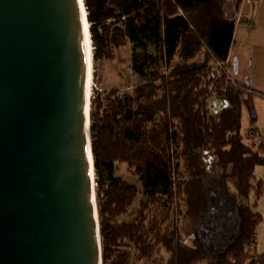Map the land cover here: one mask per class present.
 Segmentation results:
<instances>
[{
  "label": "trees",
  "instance_id": "1",
  "mask_svg": "<svg viewBox=\"0 0 264 264\" xmlns=\"http://www.w3.org/2000/svg\"><path fill=\"white\" fill-rule=\"evenodd\" d=\"M83 1L93 61L131 45L144 81L133 94L91 97L102 264H264V140L242 129L244 109L264 95L223 67L243 0ZM214 91L231 105L218 116L208 108ZM122 165L146 198L129 221L139 191L117 176Z\"/></svg>",
  "mask_w": 264,
  "mask_h": 264
},
{
  "label": "water",
  "instance_id": "2",
  "mask_svg": "<svg viewBox=\"0 0 264 264\" xmlns=\"http://www.w3.org/2000/svg\"><path fill=\"white\" fill-rule=\"evenodd\" d=\"M86 32L83 0H0V264H102Z\"/></svg>",
  "mask_w": 264,
  "mask_h": 264
},
{
  "label": "rangeland",
  "instance_id": "3",
  "mask_svg": "<svg viewBox=\"0 0 264 264\" xmlns=\"http://www.w3.org/2000/svg\"><path fill=\"white\" fill-rule=\"evenodd\" d=\"M201 60V57L198 58ZM144 84V81L135 74L132 69V46L127 45L120 50L116 51L115 59L111 61L99 60L92 63V85L91 97L95 91L101 93L103 91H110L111 89H119L123 94H133L134 90ZM251 105L254 109L256 121L253 122L252 110L246 107L243 111L242 129L243 134L246 136L255 130L257 139L264 140V99L261 97H254ZM257 178L264 180V170L259 168L256 172ZM117 176L123 178L129 184L137 187L139 195L135 200L134 205L130 210V217H124L122 220L129 221L131 217L139 210L141 204L146 202L144 190L140 180L134 177L127 171L126 166H119ZM255 201V199H252ZM258 211L264 216V199L259 201ZM162 207H150V214L162 215ZM257 250L258 252L264 251V221L258 229L257 233ZM130 264H137L134 257Z\"/></svg>",
  "mask_w": 264,
  "mask_h": 264
},
{
  "label": "crops",
  "instance_id": "4",
  "mask_svg": "<svg viewBox=\"0 0 264 264\" xmlns=\"http://www.w3.org/2000/svg\"><path fill=\"white\" fill-rule=\"evenodd\" d=\"M236 18L229 75L264 95V0H243Z\"/></svg>",
  "mask_w": 264,
  "mask_h": 264
},
{
  "label": "built area",
  "instance_id": "5",
  "mask_svg": "<svg viewBox=\"0 0 264 264\" xmlns=\"http://www.w3.org/2000/svg\"><path fill=\"white\" fill-rule=\"evenodd\" d=\"M244 1L247 2L249 0ZM223 67L225 71H228V63L223 65ZM230 106V101L226 98V96L220 95L217 91H214L210 99L208 108L212 115L218 116L222 112L228 110ZM250 138L252 142H256L258 137L255 133H250Z\"/></svg>",
  "mask_w": 264,
  "mask_h": 264
},
{
  "label": "bare ground",
  "instance_id": "6",
  "mask_svg": "<svg viewBox=\"0 0 264 264\" xmlns=\"http://www.w3.org/2000/svg\"><path fill=\"white\" fill-rule=\"evenodd\" d=\"M86 31H87V25H86ZM86 48L88 50V54L90 55V70H89V78H88V86H87V92L88 97H91V85H92V63H93V48L90 41V37L86 32Z\"/></svg>",
  "mask_w": 264,
  "mask_h": 264
}]
</instances>
